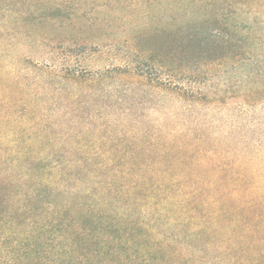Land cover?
Segmentation results:
<instances>
[{
    "label": "rangeland",
    "instance_id": "obj_1",
    "mask_svg": "<svg viewBox=\"0 0 264 264\" xmlns=\"http://www.w3.org/2000/svg\"><path fill=\"white\" fill-rule=\"evenodd\" d=\"M13 1L19 25L0 10L8 162L69 168L101 193L140 189L159 194V204L185 193L209 210L264 211L263 29L253 49L212 63L178 45L173 29L191 18L161 14L165 3L144 15L103 0ZM257 20L263 25L264 13Z\"/></svg>",
    "mask_w": 264,
    "mask_h": 264
},
{
    "label": "trees",
    "instance_id": "obj_2",
    "mask_svg": "<svg viewBox=\"0 0 264 264\" xmlns=\"http://www.w3.org/2000/svg\"><path fill=\"white\" fill-rule=\"evenodd\" d=\"M246 1L103 0V7L146 15L165 3L161 14L191 18L173 29L178 45L215 63L259 44L264 0H251L262 5L257 12ZM0 5L7 20L22 22L13 0ZM6 159L0 149V264H264L260 208L221 203L209 210L185 193L163 196L160 204L159 194L140 189L101 193L69 168L43 173L39 162ZM23 164L17 178L13 173ZM68 182L78 183L76 190H68ZM150 197L153 210L143 215L138 209ZM206 252L211 257H203Z\"/></svg>",
    "mask_w": 264,
    "mask_h": 264
}]
</instances>
